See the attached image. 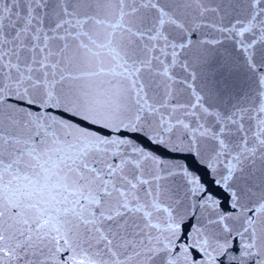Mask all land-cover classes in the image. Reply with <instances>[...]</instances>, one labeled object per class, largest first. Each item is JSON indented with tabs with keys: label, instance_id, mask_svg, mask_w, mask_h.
<instances>
[{
	"label": "snow or ice",
	"instance_id": "1",
	"mask_svg": "<svg viewBox=\"0 0 264 264\" xmlns=\"http://www.w3.org/2000/svg\"><path fill=\"white\" fill-rule=\"evenodd\" d=\"M0 264H264V0H0Z\"/></svg>",
	"mask_w": 264,
	"mask_h": 264
}]
</instances>
